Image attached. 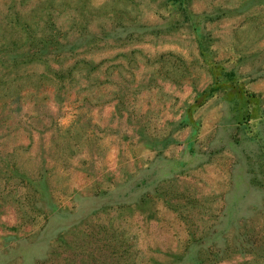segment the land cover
Listing matches in <instances>:
<instances>
[{
	"label": "rangeland",
	"instance_id": "rangeland-1",
	"mask_svg": "<svg viewBox=\"0 0 264 264\" xmlns=\"http://www.w3.org/2000/svg\"><path fill=\"white\" fill-rule=\"evenodd\" d=\"M0 264H264V0H0Z\"/></svg>",
	"mask_w": 264,
	"mask_h": 264
}]
</instances>
